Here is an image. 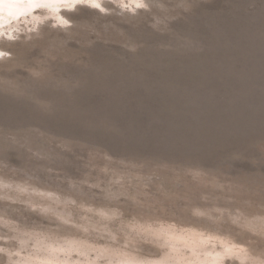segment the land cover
<instances>
[{
  "label": "rangeland",
  "instance_id": "rangeland-1",
  "mask_svg": "<svg viewBox=\"0 0 264 264\" xmlns=\"http://www.w3.org/2000/svg\"><path fill=\"white\" fill-rule=\"evenodd\" d=\"M46 1L0 11V264H264V0Z\"/></svg>",
  "mask_w": 264,
  "mask_h": 264
},
{
  "label": "bare ground",
  "instance_id": "bare-ground-1",
  "mask_svg": "<svg viewBox=\"0 0 264 264\" xmlns=\"http://www.w3.org/2000/svg\"><path fill=\"white\" fill-rule=\"evenodd\" d=\"M23 0H0V11L6 10L8 12L17 13ZM31 1V0H30ZM48 1V0H47ZM46 1V2H47ZM44 2V0H43ZM33 3V1H32ZM50 3V2H49ZM68 5V4H67ZM70 5V4H69ZM23 6V5H22ZM25 7V5H24ZM21 9V8H20ZM27 11V10H26ZM20 15V14H19ZM112 75V74H111ZM114 76V75H113ZM181 239V238H180ZM174 254V253H173ZM47 258V257H46Z\"/></svg>",
  "mask_w": 264,
  "mask_h": 264
}]
</instances>
